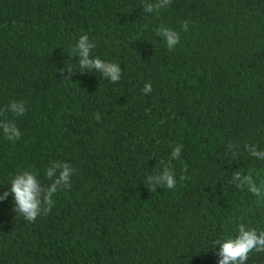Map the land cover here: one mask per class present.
<instances>
[{
	"label": "trees",
	"instance_id": "1",
	"mask_svg": "<svg viewBox=\"0 0 264 264\" xmlns=\"http://www.w3.org/2000/svg\"><path fill=\"white\" fill-rule=\"evenodd\" d=\"M139 3L0 0V108L17 99L28 109L15 121L20 140L0 136V194L26 167L75 170L32 223L15 217L10 196L0 202V264H216L207 240L240 224L264 230V163L243 151L264 148V0H172L150 19ZM181 21L189 30L170 52L156 29ZM80 34L121 64L117 84L76 78L66 50ZM230 142L241 145L235 160L224 155ZM175 144L174 170L187 178L148 190L141 177ZM253 168L259 195L229 183ZM247 264H264V253Z\"/></svg>",
	"mask_w": 264,
	"mask_h": 264
},
{
	"label": "clouds",
	"instance_id": "2",
	"mask_svg": "<svg viewBox=\"0 0 264 264\" xmlns=\"http://www.w3.org/2000/svg\"><path fill=\"white\" fill-rule=\"evenodd\" d=\"M171 2L172 0H140L136 7L143 10L142 18L150 19L158 17L161 12L167 10ZM188 30L189 25L184 21L180 22L179 30L161 24L156 29V35L164 47L171 52L180 43L181 32ZM96 48L95 38H90L89 34H80L67 46L66 54L69 59L75 60V67L78 69L75 71L81 74L98 73L101 79L109 84H117L122 79L121 64L102 59L95 54ZM140 91L145 96L149 95L152 92L151 82H145ZM27 110L26 101L17 99L9 100L0 108V136L3 139L8 142L20 140L22 133L15 121L23 117ZM92 117L97 122L101 119V115L95 112ZM182 150V144L170 146L167 159L160 163L159 170L144 173L141 180L144 185H147L148 190L172 191L177 187L178 180L187 178L183 171L178 174L174 170V163L181 159ZM240 151L239 143L230 142L224 146V155L227 160L228 158L235 160ZM243 151L253 160L264 163V148L254 143H244ZM74 171L69 163L60 160L50 161L43 167L42 172L30 167L21 169L8 181L7 190L0 194V202L10 196L11 210L15 213V217L19 216L23 221L32 223L37 217L47 215L51 211L53 198L58 192L70 188ZM257 177L258 172L254 168L245 171L235 170L231 174L229 183L237 189H246L248 193L257 196L261 191ZM44 181H47L46 185ZM210 240L211 244L209 240L206 241L209 245L208 249L218 246L214 253L217 257L216 264H247L250 253H264V230L247 227L244 224H240L234 234H225Z\"/></svg>",
	"mask_w": 264,
	"mask_h": 264
},
{
	"label": "rangeland",
	"instance_id": "3",
	"mask_svg": "<svg viewBox=\"0 0 264 264\" xmlns=\"http://www.w3.org/2000/svg\"><path fill=\"white\" fill-rule=\"evenodd\" d=\"M91 74L85 73V74H81V73H77L76 74V78H79L81 84L83 85V87H85L87 85V81L89 79V77H91Z\"/></svg>",
	"mask_w": 264,
	"mask_h": 264
}]
</instances>
